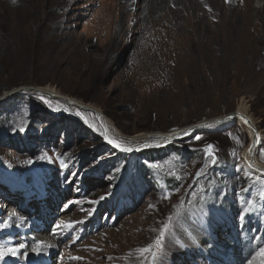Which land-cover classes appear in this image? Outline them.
<instances>
[{
  "label": "rangeland",
  "instance_id": "374dc122",
  "mask_svg": "<svg viewBox=\"0 0 264 264\" xmlns=\"http://www.w3.org/2000/svg\"><path fill=\"white\" fill-rule=\"evenodd\" d=\"M150 4L0 0V264H264L247 133L189 129L243 104L264 165V0H217L212 18Z\"/></svg>",
  "mask_w": 264,
  "mask_h": 264
},
{
  "label": "bare ground",
  "instance_id": "6f19581e",
  "mask_svg": "<svg viewBox=\"0 0 264 264\" xmlns=\"http://www.w3.org/2000/svg\"><path fill=\"white\" fill-rule=\"evenodd\" d=\"M122 1L125 3V6L123 8L124 11L127 10L126 7H132L133 10L136 11L138 8L141 7L142 4L145 3V0H122ZM216 1L217 0H151L150 7L151 8L156 7L155 13L157 12V13L161 14L162 16L167 17L168 15L176 14V12L174 10H176L177 8L183 9V10H179V11H181V13L182 12L185 13L186 12L185 9L189 6H192L190 8V10L195 11L194 8L198 9V10L196 9L195 13L193 12L194 16L195 15L198 16V14L201 13L200 11L202 9L203 15H205L207 18L208 17L212 18V17L218 16V12H219L217 6L215 5ZM167 12H169V13H167ZM187 14H185L183 16L185 17V16H187ZM39 91L47 97L59 98L63 102H65L66 104L77 106L79 109H81L83 111L93 112L98 116L100 115L99 114L100 112L96 108L92 107L91 105H86V104L84 105V104L79 103L78 101H76L74 99L64 97V96H60V94H58L57 92L53 91L50 88L44 87V88H41ZM10 95L11 94L7 93L6 95L2 96L3 97L2 100H5V99L8 100ZM100 117H102V116L100 115ZM218 120H219V122H217ZM218 120L204 121V122H201L199 124H196L195 126H192L189 129H192V128L195 129V128H199V127L218 128V127L225 126L229 123L234 122V124L242 127L245 130V132L247 133L248 138H249L248 144L242 150L241 157L245 160L246 164L254 172L264 175V165L257 158V150H258L259 142H260L262 136L256 127V123L247 115L246 107L243 104L239 105L237 108V111L235 112L232 119H226V118L223 119L222 118V119H218ZM183 130H186V129H182V130L174 132V133H162V134H159L156 136L154 135L151 137H158V139H160L161 142H169V140L174 135L184 132ZM149 138H150L149 135L141 136L140 140H143V139L148 140ZM47 209H48V211H50L49 207H47ZM39 214H41V216L45 218V219H43L44 221H46L48 216H49L47 214L44 216V215H42L41 212H39ZM206 241L208 242V240L206 239V236H201V235L195 236L192 240L193 244L198 246V247H201ZM225 245L226 244H224V243L221 246H217L216 244H212L208 247H209V249L214 251L216 248H219V247L223 248V246L225 247ZM38 246H40V245L34 244V245L30 246V248L32 249V251L35 250L34 248H36V250H39ZM0 250L11 251V249L8 245L2 244V243H0ZM2 254H3L2 257H4V255H7L6 253L5 254L2 253ZM26 262H29V263L36 262L35 264H49V262L46 261V259H42V255L33 256L32 258H30Z\"/></svg>",
  "mask_w": 264,
  "mask_h": 264
},
{
  "label": "trees",
  "instance_id": "16d2710c",
  "mask_svg": "<svg viewBox=\"0 0 264 264\" xmlns=\"http://www.w3.org/2000/svg\"><path fill=\"white\" fill-rule=\"evenodd\" d=\"M212 142H214L213 140L209 143V144H211V145H213V146H215V144H213ZM105 148V150H106V152H108V154H112V156L114 155L113 153H115L113 150H111V148H109L108 146H105L104 147ZM161 151H157V150H154V151H150V152H146V153H144L145 154V156H147V157H156V154H159ZM165 152H172V150H170V149H167ZM198 156L196 155V154H194L193 155V157L192 158H197ZM219 163V162H218ZM226 165L224 164V165H220L219 164V168H221V170H225L226 169Z\"/></svg>",
  "mask_w": 264,
  "mask_h": 264
},
{
  "label": "water",
  "instance_id": "95a60500",
  "mask_svg": "<svg viewBox=\"0 0 264 264\" xmlns=\"http://www.w3.org/2000/svg\"><path fill=\"white\" fill-rule=\"evenodd\" d=\"M234 114H235V113H232V114H230V115L226 116L225 118H226V119H232V118H233V116H234ZM223 119H224V118H223ZM217 122H219V120H218Z\"/></svg>",
  "mask_w": 264,
  "mask_h": 264
}]
</instances>
